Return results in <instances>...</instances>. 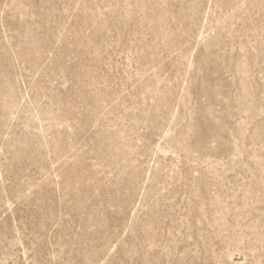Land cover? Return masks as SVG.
<instances>
[{"label":"rangeland","instance_id":"1","mask_svg":"<svg viewBox=\"0 0 264 264\" xmlns=\"http://www.w3.org/2000/svg\"><path fill=\"white\" fill-rule=\"evenodd\" d=\"M0 264H264V0H0Z\"/></svg>","mask_w":264,"mask_h":264}]
</instances>
